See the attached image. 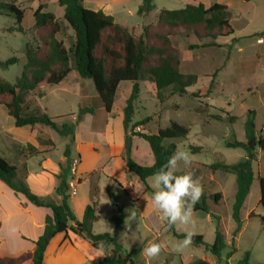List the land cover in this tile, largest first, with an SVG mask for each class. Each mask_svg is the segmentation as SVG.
Instances as JSON below:
<instances>
[{"label":"trees","instance_id":"1","mask_svg":"<svg viewBox=\"0 0 264 264\" xmlns=\"http://www.w3.org/2000/svg\"><path fill=\"white\" fill-rule=\"evenodd\" d=\"M38 7L31 13L33 23L28 29H23L21 23L27 12L31 11L33 0H9L0 2V10L14 16L16 26L11 31L21 33L25 38L24 55L25 64L22 73L16 81L11 84L0 79V106H2L9 117L14 120L17 128L23 127H46L54 131L59 137L66 139L63 156L65 163H58L59 172L55 176L58 185L55 194L60 198L59 203L50 199L41 198L33 194L26 182V169L24 164L10 163L0 157V181L4 183L15 195H22L30 204L38 208L51 211L44 221L42 235L35 242V249L30 255H22L16 259L4 260L0 258V264H21L28 258L33 264H41L42 257L50 240L58 234L71 232L87 241L92 248L99 249L101 246L109 250V254L101 259L93 261L92 264H137L140 250H133L131 258L125 256V252L119 243L120 232L124 224L125 214L117 206L118 199L110 196L112 206L116 207L117 215L111 218L115 226V232L110 234H94L92 227L99 221L98 211V187L93 184L90 190L91 203L85 208L82 220L78 222L69 206L70 187L68 179L70 176L71 148L74 144L75 125H57L59 118H50L33 100L28 99L31 92L36 89L57 86L72 71H76L82 80H90L96 92L86 105L79 106L76 123L82 116L93 114L96 109H103L110 113L118 86L122 83L132 85L131 93L123 108V127L127 134L131 131L132 136L144 140L153 155L154 163L150 167L140 166L131 158V141L126 135L123 152L121 155L125 163V184H133L139 180L146 193L151 195L152 190L146 181L157 171L167 159L176 151L174 143H166L176 139L185 138L189 131L187 128L170 122L165 129H159L155 134L134 132L135 128H142L151 121L146 117L132 124L134 117V103L139 98V83L148 82L154 86L156 98L160 103L165 101L163 92L170 90V95L188 94L187 89L194 86L197 76L194 74H183L180 71V53L174 43L173 30L182 29L186 32L184 41L188 51L214 47L218 38L233 36V28L229 23L230 14L226 6L220 5L216 0H210V7L205 9L203 5H188L180 10H161L157 16L155 27L165 29V32L152 31V27H145L142 34L134 36L132 31L114 22L113 18L101 11H91L82 5L83 0H58L57 4L63 8L62 20L53 13L47 12L46 0H37ZM153 0H142L137 10L139 17H147L154 10ZM73 32L68 36V48L56 37L65 34L66 26ZM44 30L41 39L37 32ZM189 34H192L197 43L188 42ZM257 36L264 37V32ZM148 40H152L148 44ZM18 62L15 57L7 60L3 66L8 67ZM211 86L207 89V94ZM199 98V94H190ZM198 113H203L197 109ZM235 120L231 118L232 122ZM246 143L227 142L226 147L230 149H241L247 157L232 165L214 163L203 165L192 163L190 172L195 177H201L205 170L232 174L236 179V193L232 206V220L235 228L232 231L231 246L234 251L235 238L242 229L240 218L241 208L247 198L253 182L252 162L255 161V148L250 146L256 142L255 113L248 111L245 121ZM258 143L264 147V128L259 132ZM38 147L30 145L26 150L34 153H49L54 149V144L47 139L39 137ZM194 153L201 148L191 147ZM120 188L122 185L114 181ZM259 205L264 212V176L258 179ZM219 194L211 196L216 203ZM207 199V198H206ZM132 203L136 200L131 197ZM194 212L210 214V210L203 202L195 205ZM213 217V215H211ZM249 218H257L260 222L261 231L264 235V214L255 216L253 213ZM217 221L215 238L211 245L203 242L201 236H195L193 244L205 246L206 250L220 263L222 251L226 248V239L220 230V218ZM73 225L70 226L69 224ZM173 235L180 240L184 234L175 232L174 227H169ZM190 264H209L204 260H195ZM240 264H248L247 255Z\"/></svg>","mask_w":264,"mask_h":264},{"label":"rangeland","instance_id":"2","mask_svg":"<svg viewBox=\"0 0 264 264\" xmlns=\"http://www.w3.org/2000/svg\"><path fill=\"white\" fill-rule=\"evenodd\" d=\"M8 1L0 0V2ZM260 5L263 9L264 4L260 3ZM154 7L156 10H180L185 7V3L182 0H154ZM49 8L50 11H53L55 5H51ZM236 11L237 9L234 7L232 9L233 14ZM32 23L31 14L26 13L21 27L28 28ZM155 25L156 22L152 23L148 20L147 26L152 27V31H166L163 28H156ZM254 25L258 24L255 22L252 27L241 32L238 23L232 22L231 26L234 30L232 37L218 38L216 46L192 51L187 50L184 41L186 32L182 29L173 30V40L180 53V71L183 74L196 75L197 82L187 89L188 94L185 95L171 96L170 90L164 91L165 101L163 103H160L156 98L153 85L148 82H140L141 92L139 99L134 103L135 114L132 121L138 122L146 117H151V121L144 130L135 128L136 131L155 134L157 130L168 127L170 122H175L187 128L189 133L185 138L166 141V143H174L176 150L188 151L193 157L192 163L232 165L244 160L247 157L244 151L227 148L226 143L247 142L244 126L248 111L256 113L255 123L258 128L264 126V58L262 57L261 62L255 61V53L259 49L255 40L239 39L241 34H250ZM15 26L16 19L14 16L0 10V79L11 84L20 77L25 64V38L19 32H11ZM65 26V34L58 35L56 38L62 41L65 48H68L67 37L73 36V32L66 24ZM147 26H144L141 31L143 32ZM139 33L132 31L134 36L140 35ZM44 34L45 31L40 30L37 32V37L41 39ZM147 42L151 44L152 40ZM188 42L197 43L192 34H189ZM12 57L17 58L18 62L8 67L3 66ZM67 82L70 85L69 89H77L81 84L84 95L88 96L92 94V91L94 92L92 82L80 79L76 71H72L68 75ZM129 86L130 83L121 84L117 93L115 108L121 103L123 90L128 89ZM209 86L211 89L207 94ZM60 87L40 89L45 94V99L40 101V106L49 105L51 114L65 118L58 123V126L63 121H69L70 114H78L75 92L70 91L62 94ZM37 93L39 92L36 91L33 94L36 95ZM194 93L199 94V98L190 96ZM89 102L90 100L83 104L86 105ZM55 104L60 106L55 108ZM197 109L203 113H198ZM1 111L4 112V116H0L6 117L15 128L13 119L6 114L4 109ZM231 118L235 120L231 122ZM88 125V122L84 123V131ZM258 135L259 132L256 130V142H253L255 148V161L252 162L253 182L241 209L242 232L235 239V251H232L233 246L230 244L235 226L231 217L236 193L235 176L205 170L199 177L203 185V195L199 203H205L213 217L210 218L201 212H194L195 223L187 226L186 230L195 232V236H201L205 244L211 245L215 238L217 226L214 217H219L220 230L228 243V246L221 253V264H240L246 255L249 264H264V235L261 231L260 222L257 218H248L250 213H254L256 216L264 214L259 205L258 186V178L264 176V147L258 143ZM51 136L57 144L58 152H60L62 139L55 134ZM37 137H43V134L38 132ZM191 147H199L201 150L194 153L190 150ZM183 171L190 172V167L184 169L181 164V172ZM136 181L137 184L132 191L134 197L132 196V198L137 199V202L132 203L131 195L119 193L118 206L123 210L126 216L125 221L128 223V225L124 223L119 238L125 256L131 258L132 251L139 249L140 255L137 264H190L199 259L213 261L214 257L202 245L192 244L182 252L175 250L177 243L182 240L177 239L166 222L161 220L160 215L152 207L151 195L145 193L144 186L139 180ZM149 185L151 188V180ZM98 187L100 189L98 194L99 223L96 230L107 233V229L114 227L110 220L112 216L117 215V209L111 204L110 193L107 194L105 180H102ZM215 194L220 195L216 203L211 200V196ZM132 216L134 218L129 220ZM174 230L178 234L185 232L183 228L177 231L174 227ZM152 242H164L167 247L158 257L148 260L142 255V249Z\"/></svg>","mask_w":264,"mask_h":264},{"label":"crops","instance_id":"3","mask_svg":"<svg viewBox=\"0 0 264 264\" xmlns=\"http://www.w3.org/2000/svg\"><path fill=\"white\" fill-rule=\"evenodd\" d=\"M182 1L185 3V7L188 5L201 4L207 9L211 4L210 0ZM216 1L218 4L227 7L230 14V25L232 22L236 21L241 32L252 27L255 22L258 24L253 26V31L250 34H241L239 39L255 40L259 49L256 51L254 58L256 62H261L260 60H262V57L264 58V37L257 35L264 32V8L262 9L260 5V3L264 4V0ZM57 2L58 0H46L48 5L47 12L53 13L58 19L62 20L64 11L63 8L58 6ZM141 2L142 0H83L82 5L85 9L103 12L105 15L112 17L115 23L131 31L140 32L139 34L141 35V30L144 26L148 25V20L152 21V23L156 22L159 12L164 10H156L155 7L147 17H139L137 15V10ZM37 3H39L37 0H33L31 11L27 13L31 14L35 11L38 7ZM51 5H55V10H49ZM234 7L237 9L235 14L232 12ZM67 80L68 76L54 87L58 88L61 86L60 93L62 94L69 93L70 91L73 93L75 92L77 109H79L82 103L96 97L95 90L88 96L84 95L81 84L77 89H69L70 85ZM120 88L121 84L116 91L110 113H106L103 109L99 108L96 109L93 114L82 116L78 123H76L77 115L70 114L69 121H63L59 125V127L63 124L75 125L74 144L71 148L70 159L78 160V163L73 174L69 176L68 184L70 186L69 206L78 222L82 220L85 208L91 203L90 190L93 184L98 187V184L102 180H105L107 194L110 193L109 195L116 196L118 202L120 199V192L131 195V197L133 196L132 191L137 181L133 184H125L126 169L125 163L121 158L126 135L130 137L131 158L134 162L145 167H150L154 163V158L148 144L144 140L132 136L131 131H128L127 134L124 131L123 108L130 96L132 85L130 84L128 89L123 90L121 103L115 108L116 97ZM36 91L39 93L34 95L33 93ZM153 92H155V89ZM28 99L33 100L50 118L61 117L60 120H57V125L60 121L65 119L62 118L63 116L51 114L49 112V105L40 106V101L45 99V94H43L40 89L31 92ZM59 106V104L54 105L55 108ZM2 109L4 108L0 106V115L4 116V112L1 111ZM85 122H88L89 125L85 127L84 131ZM134 123L136 122L132 121V124ZM15 128H13L12 123L6 117L2 118V116H0V157L12 164H24L26 169L25 182L29 190L41 198L50 199L55 203H59L60 198L55 194V189L58 185L55 176L59 172L58 163H65L63 152L67 140L60 137L63 142L61 144V151L58 152L57 144L51 136L52 134L58 135L51 129L41 126L23 128H17L15 126ZM263 128L264 126L258 128L255 123L257 132H260ZM38 132L43 134L41 138L50 140L54 144V149L51 152L36 154L34 152L27 153L25 151L28 145L34 148L38 147ZM134 132L141 131H136V129H134ZM114 181L119 182L122 187L120 188ZM149 182L150 178L146 181L147 185L150 187ZM99 190L98 187V192L100 193ZM110 191L113 192L111 193ZM135 200L136 202L138 201L137 199ZM207 215L211 218V213ZM47 216H51V211L49 209L33 206L22 195H15L12 190L0 181V258L11 260L22 255H30L35 249V242L43 233L44 221ZM125 220L126 216L124 223ZM98 223L99 221L93 225V233L105 234L100 230H96ZM69 225L72 226L73 224L70 223ZM106 232L113 235L115 226L112 227V229H107ZM241 232L242 229L240 233ZM240 233L238 235H240ZM227 244L226 242V247L228 246ZM108 254L109 250H106L102 246L99 249H94L87 241L68 231L67 234H58L50 240L43 254L41 264H92L93 261L101 259ZM204 261L209 264H216L217 262L215 258L213 261L206 259H204ZM21 264L33 263L32 260L28 258Z\"/></svg>","mask_w":264,"mask_h":264},{"label":"clouds","instance_id":"4","mask_svg":"<svg viewBox=\"0 0 264 264\" xmlns=\"http://www.w3.org/2000/svg\"><path fill=\"white\" fill-rule=\"evenodd\" d=\"M192 161L193 157L188 151L177 149L150 178L154 211L169 227H175L177 231L185 229L184 239L176 245L177 252H182L193 244L196 233L186 229L195 223V205L203 195L201 178L189 171L181 172V164L187 169ZM133 218L134 216L129 220ZM125 224L128 225L126 221ZM166 247L164 242H152L142 249V255L152 260Z\"/></svg>","mask_w":264,"mask_h":264},{"label":"built area","instance_id":"5","mask_svg":"<svg viewBox=\"0 0 264 264\" xmlns=\"http://www.w3.org/2000/svg\"><path fill=\"white\" fill-rule=\"evenodd\" d=\"M77 163H78V160H71V164H70V174H73Z\"/></svg>","mask_w":264,"mask_h":264},{"label":"water","instance_id":"6","mask_svg":"<svg viewBox=\"0 0 264 264\" xmlns=\"http://www.w3.org/2000/svg\"><path fill=\"white\" fill-rule=\"evenodd\" d=\"M253 144H254V143H253V142H251L249 145H250V146H253Z\"/></svg>","mask_w":264,"mask_h":264}]
</instances>
